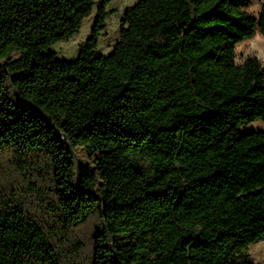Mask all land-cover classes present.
<instances>
[{"label": "trees", "instance_id": "obj_1", "mask_svg": "<svg viewBox=\"0 0 264 264\" xmlns=\"http://www.w3.org/2000/svg\"><path fill=\"white\" fill-rule=\"evenodd\" d=\"M110 2L61 61L96 0H0V264H253L264 4L140 0L106 56Z\"/></svg>", "mask_w": 264, "mask_h": 264}, {"label": "rangeland", "instance_id": "obj_2", "mask_svg": "<svg viewBox=\"0 0 264 264\" xmlns=\"http://www.w3.org/2000/svg\"><path fill=\"white\" fill-rule=\"evenodd\" d=\"M140 0H111L108 5V10L112 11L108 19V27L101 37L99 44V52L108 56L114 52L115 46L119 41L122 19L124 11L127 7L135 5ZM251 12L255 16H259L261 7L264 4V0H250ZM103 0H96L92 14L87 17L78 33L69 42H61L53 46L49 51L54 52L58 60L70 61L78 57L81 46L92 36L96 17L99 12V8L102 5ZM237 63L242 65L247 57L255 55L260 59L264 66V37L257 32V35L237 47ZM13 57L18 58L19 54H14ZM252 131L264 132V121H256L241 127V134H246ZM79 161L86 165H92L93 160L89 155L79 150ZM246 253L249 255L253 264H264V241L251 246Z\"/></svg>", "mask_w": 264, "mask_h": 264}]
</instances>
